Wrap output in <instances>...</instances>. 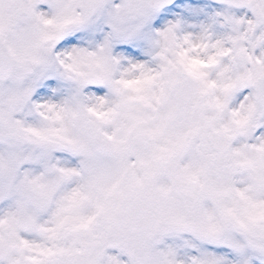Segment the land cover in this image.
<instances>
[{"label": "snow or ice", "instance_id": "snow-or-ice-1", "mask_svg": "<svg viewBox=\"0 0 264 264\" xmlns=\"http://www.w3.org/2000/svg\"><path fill=\"white\" fill-rule=\"evenodd\" d=\"M0 264H264V0H0Z\"/></svg>", "mask_w": 264, "mask_h": 264}]
</instances>
